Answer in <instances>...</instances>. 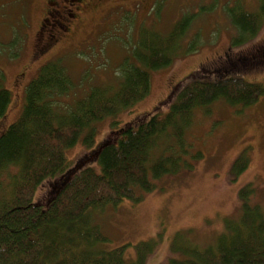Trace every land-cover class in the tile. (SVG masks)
Returning <instances> with one entry per match:
<instances>
[{"label":"trees","instance_id":"obj_1","mask_svg":"<svg viewBox=\"0 0 264 264\" xmlns=\"http://www.w3.org/2000/svg\"><path fill=\"white\" fill-rule=\"evenodd\" d=\"M229 20L237 32L232 44L254 37L264 21V0L255 12L236 4ZM192 21L184 16L166 35L143 31L131 49L135 62L126 57L119 65L112 94L110 86L97 85L63 104L75 88L66 65L55 57L39 67L18 117L0 135V264H143L156 248L153 238L139 241L131 260L124 258L128 244L105 250L110 238L95 224L93 211L140 201L156 181L192 168L202 153L190 151L185 133L196 109L208 112L217 101L245 108L264 93L261 83L204 66L179 82L162 117L155 111L138 125L113 121L110 135L95 145L96 125L148 95L149 71L172 63ZM9 101L10 92L0 86V117ZM77 142L89 151L69 168L65 150ZM246 164L242 154L231 170L238 175ZM45 183L44 197L36 198ZM253 193L251 184L238 190L240 214L227 220L213 244L189 243L182 257L162 264H264V209L249 204Z\"/></svg>","mask_w":264,"mask_h":264},{"label":"rangeland","instance_id":"obj_2","mask_svg":"<svg viewBox=\"0 0 264 264\" xmlns=\"http://www.w3.org/2000/svg\"><path fill=\"white\" fill-rule=\"evenodd\" d=\"M5 1L0 0V86L10 92V101L0 117V135L18 117L27 85L49 60H36L32 55V32L38 11L21 12L19 0ZM259 3L260 0L101 1L97 8L81 13L75 32L61 44L58 58L75 84L61 99L63 104L83 97L97 85L110 86L109 93H114L118 88L119 65L126 57L135 62L131 49L142 40L143 31L166 35L187 15L193 21L180 52L169 66L149 71L150 91L146 97L96 125L95 145L110 135L113 121L138 125L155 111L162 117L179 82L204 66L215 65L216 70L225 69L264 87V62L246 66L232 63L236 57L264 46V21L254 37L232 44L237 32L229 20V9L236 4L255 12ZM190 45L195 49L187 51ZM185 136L191 143L190 151L202 153L201 158L193 161L192 168L156 181L153 190L144 193L140 201L124 200L93 211L94 223L110 238L102 245L105 250L128 244L124 258L131 260L135 245L153 238L156 248L143 264H162L169 258L182 257L181 250L189 243L195 242L199 247L213 244L227 220L238 218V190L246 184L254 188L247 199L249 204L264 209V93L245 108L217 101L208 112L196 109ZM80 142L65 150L69 168L89 151ZM242 154L247 164L235 175L232 164ZM93 166L100 170L98 164ZM47 190L48 184H42L36 198H43Z\"/></svg>","mask_w":264,"mask_h":264},{"label":"flooded vegetation","instance_id":"obj_3","mask_svg":"<svg viewBox=\"0 0 264 264\" xmlns=\"http://www.w3.org/2000/svg\"><path fill=\"white\" fill-rule=\"evenodd\" d=\"M19 1L21 12L24 10L30 14V11H38V18L32 32V55L34 59L38 60L42 57L52 59V56H60L58 53H61V44L75 32L81 22V13L93 7L97 8V5L103 0H40V5L39 0ZM28 25L29 22L27 20L24 26L26 31ZM27 35L29 34L27 33ZM261 45H264V39ZM263 62L264 46L262 48H254L248 55H244L241 58L236 57L232 63L246 66Z\"/></svg>","mask_w":264,"mask_h":264}]
</instances>
